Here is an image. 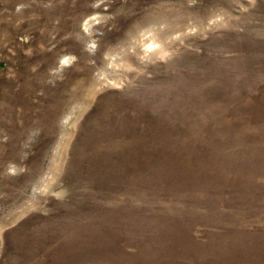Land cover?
Returning <instances> with one entry per match:
<instances>
[{
  "label": "rangeland",
  "instance_id": "374dc122",
  "mask_svg": "<svg viewBox=\"0 0 264 264\" xmlns=\"http://www.w3.org/2000/svg\"><path fill=\"white\" fill-rule=\"evenodd\" d=\"M0 264H264V0H0Z\"/></svg>",
  "mask_w": 264,
  "mask_h": 264
}]
</instances>
